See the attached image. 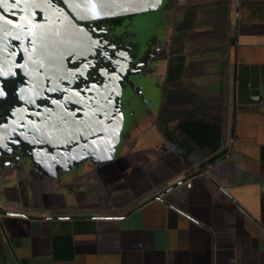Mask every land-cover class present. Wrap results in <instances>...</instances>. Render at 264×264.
<instances>
[{
    "label": "crops",
    "instance_id": "obj_1",
    "mask_svg": "<svg viewBox=\"0 0 264 264\" xmlns=\"http://www.w3.org/2000/svg\"><path fill=\"white\" fill-rule=\"evenodd\" d=\"M165 4L169 59L112 160L0 161V264H264V0Z\"/></svg>",
    "mask_w": 264,
    "mask_h": 264
},
{
    "label": "flooded vegetation",
    "instance_id": "obj_2",
    "mask_svg": "<svg viewBox=\"0 0 264 264\" xmlns=\"http://www.w3.org/2000/svg\"><path fill=\"white\" fill-rule=\"evenodd\" d=\"M22 11L0 16V148L32 139V149L61 157L44 172L56 176L113 157L148 77L169 59L173 8L86 22L75 42L63 40L40 8ZM80 127L87 133L74 142Z\"/></svg>",
    "mask_w": 264,
    "mask_h": 264
},
{
    "label": "water",
    "instance_id": "obj_3",
    "mask_svg": "<svg viewBox=\"0 0 264 264\" xmlns=\"http://www.w3.org/2000/svg\"><path fill=\"white\" fill-rule=\"evenodd\" d=\"M166 0H0V16H6L11 10L14 15H23L24 8H40L41 14L51 17V23L62 32L65 41L75 42L86 22H96L99 19L118 16L143 14L154 12L165 4ZM53 18H56L53 20ZM78 24H81L79 26ZM6 128V127H4ZM87 132L80 127L77 140L81 142ZM19 139H23L22 135ZM31 137V136H30ZM27 143L3 141L7 151L0 148V161L2 166L6 158L12 162H19L23 166L18 169L26 172L35 170L54 169L56 159L61 157L44 156L38 150L32 149V139ZM41 146L47 145L42 143ZM54 148L53 146H51ZM50 147V148H51ZM107 158L106 161L112 160Z\"/></svg>",
    "mask_w": 264,
    "mask_h": 264
},
{
    "label": "built area",
    "instance_id": "obj_4",
    "mask_svg": "<svg viewBox=\"0 0 264 264\" xmlns=\"http://www.w3.org/2000/svg\"><path fill=\"white\" fill-rule=\"evenodd\" d=\"M252 100H253L254 102H259L260 98H259V96H253V97H252ZM187 187L190 188V187H191V184H190V183L187 184ZM0 209H3L4 211H6V210H7V206H6V204H1V203H0ZM43 217H46V215H43Z\"/></svg>",
    "mask_w": 264,
    "mask_h": 264
}]
</instances>
